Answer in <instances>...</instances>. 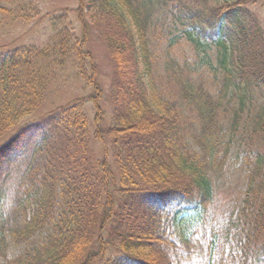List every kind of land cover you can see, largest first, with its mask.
<instances>
[{"label":"trees","instance_id":"16d2710c","mask_svg":"<svg viewBox=\"0 0 264 264\" xmlns=\"http://www.w3.org/2000/svg\"><path fill=\"white\" fill-rule=\"evenodd\" d=\"M7 1L0 0V13ZM257 1L78 0L65 10L106 47V128L96 96L32 117L50 83L41 58L73 57L78 76L97 88L86 35L64 27L46 47L0 48V187L33 150L7 206L0 197V264H90L98 254L103 264H191L194 253L207 264H264V24L252 8ZM182 41L195 57L180 64L170 53ZM204 70L214 89L194 78ZM91 135L109 140L114 171L93 154ZM235 173L242 178L237 196L208 234L185 232L203 224Z\"/></svg>","mask_w":264,"mask_h":264},{"label":"rangeland","instance_id":"374dc122","mask_svg":"<svg viewBox=\"0 0 264 264\" xmlns=\"http://www.w3.org/2000/svg\"><path fill=\"white\" fill-rule=\"evenodd\" d=\"M208 2L213 4L215 0H208ZM4 6L7 8V12L0 13V48L4 49L6 47L7 49L26 45L46 47L53 42L57 31L67 27L74 31L78 38L86 35L84 50L91 54L96 67L95 82L97 88H92L88 87L86 82L78 76L73 57L66 59L65 62L59 59L57 55L41 58L39 63L42 65L43 70L50 74V83L46 98L32 117L42 116L54 108L76 99L88 100L92 96H96L100 107L104 111L102 127H108L111 123V104L109 100L111 85L110 62L106 47L98 33L90 29L89 26L86 33H84L83 25L79 22L77 13L75 11H65L75 10L78 7V0H8L4 3ZM252 8L264 24V0H258ZM60 15L63 17L56 20L54 22L55 25H52L51 19ZM163 49L161 51L162 60L166 57ZM170 54L180 64L184 59L192 61L195 57L194 50L187 41H182L172 47ZM56 61L62 63L56 64ZM162 63L163 61H161ZM87 66L90 70V65L88 64ZM160 72L163 73L162 69ZM193 76L205 87L214 89L212 75L207 71L204 70L200 74ZM163 78L157 79L161 85L164 84ZM85 109L89 121L92 123L95 115V107L92 100L86 101ZM109 143V140L103 143L91 135L90 148L93 154L97 158H105L111 170L114 171L111 158L106 154V148L107 146L109 147ZM32 151L31 149L12 164L7 182L0 187V197L4 206L8 205L12 189L28 164ZM241 182L242 178L237 173L232 174L226 184L217 190L213 202L208 205L203 224L196 223L191 227L189 226L188 229H184L185 232L194 230L197 232L195 233L197 237L203 234L207 235L210 226L217 223L218 218L226 211L229 202L233 197L237 196L238 186ZM180 228L177 230L179 234H182L183 229ZM97 246V244L93 245L95 252H97ZM102 258L98 254V257L90 264H103ZM191 264L207 263L198 253H194Z\"/></svg>","mask_w":264,"mask_h":264}]
</instances>
